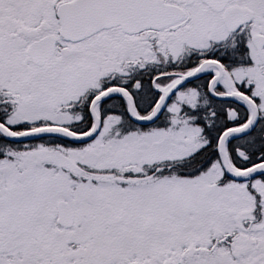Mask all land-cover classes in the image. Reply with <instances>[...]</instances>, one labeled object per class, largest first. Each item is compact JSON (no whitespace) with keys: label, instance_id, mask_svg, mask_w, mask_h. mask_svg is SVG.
<instances>
[{"label":"snow or ice","instance_id":"6c2138e0","mask_svg":"<svg viewBox=\"0 0 264 264\" xmlns=\"http://www.w3.org/2000/svg\"><path fill=\"white\" fill-rule=\"evenodd\" d=\"M0 264H264V0H0Z\"/></svg>","mask_w":264,"mask_h":264}]
</instances>
